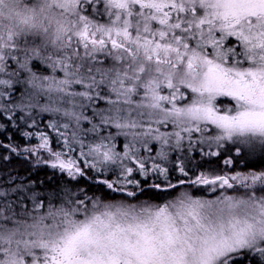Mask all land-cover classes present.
I'll return each instance as SVG.
<instances>
[{"label": "snow or ice", "instance_id": "obj_1", "mask_svg": "<svg viewBox=\"0 0 264 264\" xmlns=\"http://www.w3.org/2000/svg\"><path fill=\"white\" fill-rule=\"evenodd\" d=\"M9 128L0 264H264V0H0Z\"/></svg>", "mask_w": 264, "mask_h": 264}, {"label": "trees", "instance_id": "obj_2", "mask_svg": "<svg viewBox=\"0 0 264 264\" xmlns=\"http://www.w3.org/2000/svg\"><path fill=\"white\" fill-rule=\"evenodd\" d=\"M48 122V117L47 114H45L44 118L39 119L37 126L33 129H28V128H24V131H45L48 132L54 140L55 134L51 132L50 129H48L46 127ZM7 136H11L12 140L8 141L7 140ZM122 139V138H120ZM0 140H4V142H12L15 144L20 145L21 147L25 146V145H35L37 143H39V141L36 138L29 140H25V138L20 134L19 131H16L14 129L9 128L6 132V134H0ZM52 147L54 149H58V145L55 144V142H53ZM7 154V153H4ZM226 158V154L222 157H213L211 158V160L209 162H205L204 160H200L199 157H197V162L196 165H199L200 167H197L196 165L193 166L192 171H211L214 173H219V174H223V173H227V172H231L232 169H229L227 166H225L223 164V159ZM4 170H18L19 172H21L22 174L27 172V165L24 164V162L16 157H13L11 161L9 162H3L0 161V172H3ZM239 170V169H236ZM51 173V170L48 168H43L40 170L39 172V176L41 179L45 178V176L49 175ZM191 174V173H190ZM175 175H173V180H175ZM97 195H100V193H96ZM173 194H175V192H173ZM194 194L195 195H199L202 196L204 198H208L209 193L206 191H195L194 190ZM208 195V196H207Z\"/></svg>", "mask_w": 264, "mask_h": 264}, {"label": "rangeland", "instance_id": "obj_3", "mask_svg": "<svg viewBox=\"0 0 264 264\" xmlns=\"http://www.w3.org/2000/svg\"><path fill=\"white\" fill-rule=\"evenodd\" d=\"M200 192V191H199ZM173 195H175V194H173ZM212 195H214V194H211V193H209V196H208V198H211L212 197ZM199 196V195H198Z\"/></svg>", "mask_w": 264, "mask_h": 264}, {"label": "flooded vegetation", "instance_id": "obj_4", "mask_svg": "<svg viewBox=\"0 0 264 264\" xmlns=\"http://www.w3.org/2000/svg\"><path fill=\"white\" fill-rule=\"evenodd\" d=\"M122 139H123V138H122ZM122 139H121V140H122ZM119 146H120V145H118V147H119ZM142 199H144V197H142Z\"/></svg>", "mask_w": 264, "mask_h": 264}]
</instances>
